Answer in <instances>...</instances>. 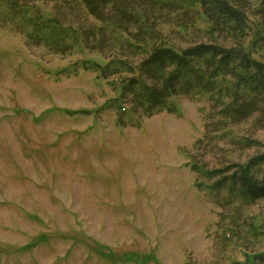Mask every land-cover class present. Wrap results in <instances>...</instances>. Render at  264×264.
Masks as SVG:
<instances>
[{
  "label": "rangeland",
  "instance_id": "1",
  "mask_svg": "<svg viewBox=\"0 0 264 264\" xmlns=\"http://www.w3.org/2000/svg\"><path fill=\"white\" fill-rule=\"evenodd\" d=\"M250 1L245 46L264 59V18ZM40 5L86 46L37 42L0 18V264H239L264 253V198L210 191L214 179L193 168L226 171L263 152L264 117L221 135L206 125L207 97L186 95L171 98L175 113L130 114L127 93L115 100L121 76L80 65L115 53L119 32L66 0ZM159 17L167 42L208 39L203 16L186 30Z\"/></svg>",
  "mask_w": 264,
  "mask_h": 264
},
{
  "label": "trees",
  "instance_id": "2",
  "mask_svg": "<svg viewBox=\"0 0 264 264\" xmlns=\"http://www.w3.org/2000/svg\"><path fill=\"white\" fill-rule=\"evenodd\" d=\"M47 1V0H46ZM45 0H0V18L13 22L28 37L53 47L69 50L86 46V37L75 27L63 25L52 15L43 13ZM77 6L96 24L102 23L119 32L113 41L115 53L99 62L83 60L82 68L97 71L103 78L121 76L116 86L121 102L130 97L129 113L139 110L149 116L162 110L175 113L171 98L178 95L206 96L210 111L205 114L210 131L228 134L235 122L264 117V59L254 58L245 46L250 29V0H66ZM173 16L166 21L180 30L195 26L203 16L208 24L205 41H192L177 46L159 38L156 31L159 15ZM254 14L264 18V0H259ZM94 23L93 36L97 35ZM135 29V33L131 29ZM216 35V37H215ZM70 36L72 42L67 41ZM221 37L229 41H217ZM86 38V39H85ZM157 38V40H156ZM155 39V40H154ZM100 39H97V43ZM150 42V43H148ZM129 54L141 55L136 64ZM126 76H125V75ZM118 120L127 108L118 106ZM252 146L255 141L237 138ZM207 179L210 191L225 188L229 196L241 202L264 198V151L244 162L233 163L226 171H210L193 163ZM239 264H264V253H255L249 261Z\"/></svg>",
  "mask_w": 264,
  "mask_h": 264
}]
</instances>
